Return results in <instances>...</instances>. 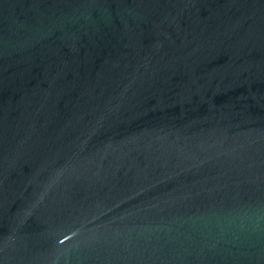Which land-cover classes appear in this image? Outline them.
Instances as JSON below:
<instances>
[{"label":"water","instance_id":"water-1","mask_svg":"<svg viewBox=\"0 0 264 264\" xmlns=\"http://www.w3.org/2000/svg\"><path fill=\"white\" fill-rule=\"evenodd\" d=\"M0 264H264V0H0Z\"/></svg>","mask_w":264,"mask_h":264}]
</instances>
